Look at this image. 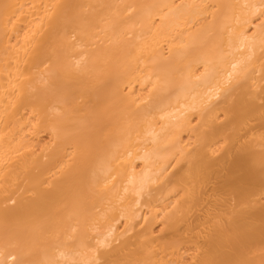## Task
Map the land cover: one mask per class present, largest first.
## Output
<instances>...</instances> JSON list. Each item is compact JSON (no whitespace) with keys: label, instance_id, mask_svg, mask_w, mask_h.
Segmentation results:
<instances>
[{"label":"bare ground","instance_id":"bare-ground-1","mask_svg":"<svg viewBox=\"0 0 264 264\" xmlns=\"http://www.w3.org/2000/svg\"><path fill=\"white\" fill-rule=\"evenodd\" d=\"M0 264H264V0H0Z\"/></svg>","mask_w":264,"mask_h":264}]
</instances>
